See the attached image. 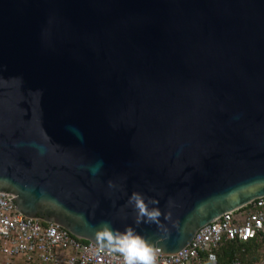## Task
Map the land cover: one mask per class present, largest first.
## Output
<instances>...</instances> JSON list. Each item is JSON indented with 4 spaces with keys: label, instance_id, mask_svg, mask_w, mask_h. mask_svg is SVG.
I'll return each instance as SVG.
<instances>
[{
    "label": "water",
    "instance_id": "obj_1",
    "mask_svg": "<svg viewBox=\"0 0 264 264\" xmlns=\"http://www.w3.org/2000/svg\"><path fill=\"white\" fill-rule=\"evenodd\" d=\"M0 193L155 257L264 198V0H0Z\"/></svg>",
    "mask_w": 264,
    "mask_h": 264
},
{
    "label": "built area",
    "instance_id": "obj_2",
    "mask_svg": "<svg viewBox=\"0 0 264 264\" xmlns=\"http://www.w3.org/2000/svg\"><path fill=\"white\" fill-rule=\"evenodd\" d=\"M230 244L237 251L224 264H245L249 247L259 255L255 264H264V198L204 227L177 255L154 256V264H219V251ZM0 264H124V258L58 225L25 217L0 193Z\"/></svg>",
    "mask_w": 264,
    "mask_h": 264
},
{
    "label": "clouds",
    "instance_id": "obj_3",
    "mask_svg": "<svg viewBox=\"0 0 264 264\" xmlns=\"http://www.w3.org/2000/svg\"><path fill=\"white\" fill-rule=\"evenodd\" d=\"M130 202L135 203L141 218L147 217L149 220H155L161 214L158 208L150 210L140 193H133ZM153 203L158 202L153 201ZM98 240L101 241L103 247L122 254L124 264H154L153 246L131 228L124 233H114L111 227L106 225L98 233Z\"/></svg>",
    "mask_w": 264,
    "mask_h": 264
},
{
    "label": "trees",
    "instance_id": "obj_4",
    "mask_svg": "<svg viewBox=\"0 0 264 264\" xmlns=\"http://www.w3.org/2000/svg\"><path fill=\"white\" fill-rule=\"evenodd\" d=\"M237 248L234 245H228L219 251V264H224L227 260H230L234 257ZM249 254L248 257L245 258V264H255L256 260L258 259L259 255L254 252H251L250 247L248 249Z\"/></svg>",
    "mask_w": 264,
    "mask_h": 264
},
{
    "label": "rangeland",
    "instance_id": "obj_5",
    "mask_svg": "<svg viewBox=\"0 0 264 264\" xmlns=\"http://www.w3.org/2000/svg\"><path fill=\"white\" fill-rule=\"evenodd\" d=\"M15 262H17V261H15Z\"/></svg>",
    "mask_w": 264,
    "mask_h": 264
}]
</instances>
